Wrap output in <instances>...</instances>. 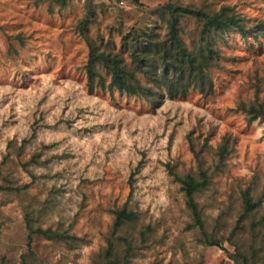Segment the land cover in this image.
<instances>
[{"label": "rangeland", "instance_id": "1", "mask_svg": "<svg viewBox=\"0 0 264 264\" xmlns=\"http://www.w3.org/2000/svg\"><path fill=\"white\" fill-rule=\"evenodd\" d=\"M171 3L230 7L247 25L264 23V0H0V264H104L109 242L124 261L126 238L135 248L128 264H236L234 243L256 247L263 264L264 119L250 121L244 108L264 107V33L217 37L203 91L148 98L101 89L112 81L103 64L89 85L90 51L132 66L131 37L166 41ZM180 25L194 49L202 22L186 15ZM201 167L210 182L196 202L222 247L203 242L173 175ZM244 191L257 208L231 242ZM122 208L138 219L117 229ZM30 227L69 238L33 234L29 247Z\"/></svg>", "mask_w": 264, "mask_h": 264}, {"label": "trees", "instance_id": "2", "mask_svg": "<svg viewBox=\"0 0 264 264\" xmlns=\"http://www.w3.org/2000/svg\"><path fill=\"white\" fill-rule=\"evenodd\" d=\"M139 2V0H135ZM167 19L168 34L166 41L158 42L154 34L150 36L143 34L139 36L137 32L131 37L133 43L131 47L132 66H129L118 54H95L92 49L90 51L89 61L87 64V74L89 85L94 88L96 85L95 77L98 75L97 66L103 64L107 71L111 73L112 81L106 85L100 80L99 87L101 89L116 88L120 93L136 97L154 98L158 94V89L165 90L172 98L184 96L188 89L194 85H199L203 91L210 87L211 79L208 70L217 61H219V53L215 48L217 37L229 30H237L244 38H259L258 34L264 33V23L255 25H247L246 22L237 14L233 8L224 7L218 12H208L205 10H197L189 6L180 4H167L165 6ZM190 15L202 22L199 31V37L195 41V48L192 49L182 39L180 18ZM142 74L150 79V84L139 82L138 75ZM249 115L250 121L264 119V107L252 106L249 109L244 108ZM229 152L228 144H224L219 148V162L223 163ZM196 153V152H195ZM196 157L200 160V156L196 153ZM175 179L182 184V190L187 200V206L192 213L196 225L199 227L203 242L207 246L222 247V242L209 234L205 228L202 212L196 202V194L201 192L210 182L208 169L201 167L197 176L187 174L183 177L174 174ZM243 213L239 217L236 225L231 231L228 238L232 242V238L243 229L242 220L253 214L257 208V202H254L249 191L242 193ZM115 226L121 228L127 223H135L138 216L133 211L126 208L114 211ZM259 222L252 221L251 229L257 227ZM38 234L46 238L56 241H64L68 239L67 233L53 231L51 229L30 227L29 247L32 242V235ZM1 235V224H0ZM124 261H119L113 253L114 245L109 242L106 252V261L104 264H128L134 253V245L128 238L124 242ZM235 253L231 258L236 264H260L256 247L250 246L248 250H244L242 246L234 243ZM264 264V261L262 262ZM23 264H28L26 261Z\"/></svg>", "mask_w": 264, "mask_h": 264}]
</instances>
